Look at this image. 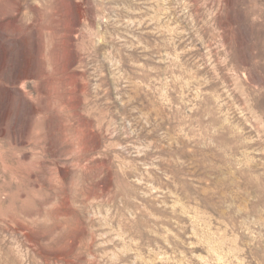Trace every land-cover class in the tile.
Returning a JSON list of instances; mask_svg holds the SVG:
<instances>
[{"label": "rangeland", "instance_id": "1", "mask_svg": "<svg viewBox=\"0 0 264 264\" xmlns=\"http://www.w3.org/2000/svg\"><path fill=\"white\" fill-rule=\"evenodd\" d=\"M0 264H264V0H0Z\"/></svg>", "mask_w": 264, "mask_h": 264}]
</instances>
